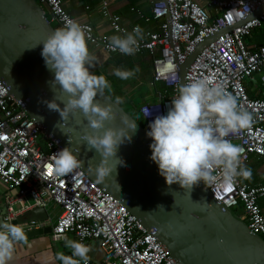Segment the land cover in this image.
<instances>
[{
	"label": "built area",
	"instance_id": "built-area-1",
	"mask_svg": "<svg viewBox=\"0 0 264 264\" xmlns=\"http://www.w3.org/2000/svg\"><path fill=\"white\" fill-rule=\"evenodd\" d=\"M37 2L48 23L55 24L54 30L63 27L69 19L76 20L66 13L60 0ZM146 2L145 22L152 21L155 28L143 31L139 50L132 56L146 54L150 60L149 85L153 88L154 84H161L160 90L152 89L153 99L143 102L137 109L146 132L157 115L167 114L171 99L178 94L177 65L182 64L203 40L223 31L192 59L184 73V84L207 78L222 84L236 96L238 104L252 114L253 123L227 139L242 148V164L251 156L264 157V99L249 98L243 86L264 66V44L251 49L244 44V39L264 23V8L256 17L249 18L264 0H206L203 5L193 0ZM99 12L116 35L131 32L135 27H123L119 17L108 13L106 1H101ZM79 23L90 37L89 48L106 55L129 57L118 50L112 51L106 37L94 34L90 25ZM59 150L41 126L8 96L0 80V185L6 192L2 196L3 222L11 223L27 211L45 209L51 204L58 210L54 221L23 223L25 233L48 226L52 241L66 234L83 244L96 241L99 249L111 257V264H176L150 230L79 168L66 176L55 175L52 156ZM215 174L219 176V170ZM204 187L213 200L226 209L239 210L238 218L264 241V216L258 205L264 200V184L248 186L237 178L230 190L214 191L207 185ZM87 264L92 263L87 261Z\"/></svg>",
	"mask_w": 264,
	"mask_h": 264
},
{
	"label": "water",
	"instance_id": "water-1",
	"mask_svg": "<svg viewBox=\"0 0 264 264\" xmlns=\"http://www.w3.org/2000/svg\"><path fill=\"white\" fill-rule=\"evenodd\" d=\"M263 8L264 2L249 18L256 17ZM53 30L36 0H0V80L8 96L19 103L25 114L60 149L71 148L87 178L150 230L176 264H264V241L251 233L231 210L214 201L203 182L191 192L178 183L166 184L158 166L150 159L152 140L146 135L144 122L139 126L120 105H113L116 119L106 122V127H124L130 132L136 124V130L130 133L131 140L117 151L123 165L117 166L105 182L97 181L89 169L91 163L99 164L100 156L95 150L89 151L81 139L93 130L87 127V121L79 123L83 120L80 114L70 115L62 122L59 113L49 110L46 104L53 99V92L67 99L58 86L50 85L54 72L46 67L41 55L42 42ZM219 34L203 40L177 65L178 87L184 85L185 70L195 55ZM101 102L111 103L103 98ZM122 116L127 119V125L122 124ZM110 164H116L115 158ZM3 213L1 209L0 216ZM44 217L42 209H33L11 223L38 221ZM49 233L50 228H40L26 235Z\"/></svg>",
	"mask_w": 264,
	"mask_h": 264
},
{
	"label": "clouds",
	"instance_id": "clouds-1",
	"mask_svg": "<svg viewBox=\"0 0 264 264\" xmlns=\"http://www.w3.org/2000/svg\"><path fill=\"white\" fill-rule=\"evenodd\" d=\"M55 28V27H54ZM143 32L137 25L131 32L108 38L112 51L132 56L139 50ZM87 30L78 21L69 19L63 27L56 28L42 42V57L46 67L54 72L52 87L58 86L51 101H46L49 110L56 111L65 122L69 116L82 115L87 127L93 131L81 139L88 150H95L100 156L99 164L90 165V171L98 182H105L123 161L117 157L119 147L131 140L124 127H106V122L116 119L113 105L123 103L122 98L109 95L111 84L100 74H93L95 56L89 51ZM139 68L125 70L115 68L113 75L128 80ZM51 87V89H52ZM101 98L111 101L104 104ZM59 101V103H58ZM61 104L63 107H61ZM121 122L127 125L125 117ZM253 123L252 114L238 104V98L228 92L222 84L207 78L195 79L178 87V94L171 99L166 115H157L149 125L150 159L158 166L159 174L167 185L179 184L191 192L201 182L215 190H230L237 178L250 180L252 170L241 163L242 148L227 137L235 135ZM70 139V138H69ZM71 141V139H70ZM78 152V151H77ZM115 158L116 164H110ZM53 170L57 176H66L81 166L77 154L65 147L52 156ZM219 170V176L215 173ZM158 207H163L162 205ZM65 247L71 255L63 252L41 254L42 264H87L91 249L82 242L64 238ZM27 235L22 224L0 221V264H10L16 247L27 244Z\"/></svg>",
	"mask_w": 264,
	"mask_h": 264
},
{
	"label": "crops",
	"instance_id": "crops-1",
	"mask_svg": "<svg viewBox=\"0 0 264 264\" xmlns=\"http://www.w3.org/2000/svg\"><path fill=\"white\" fill-rule=\"evenodd\" d=\"M60 1L63 9L66 11V13H68L69 16L78 20L79 22L90 25L94 34L106 37L107 39L116 34H114L109 29L108 21L100 15L99 7L101 1H106L108 13L110 15L119 17L120 24L123 27L130 28L132 26L138 25L142 32L153 30L155 28L152 21L145 22V19L148 16V5L146 0ZM193 1L199 5H203L206 0ZM244 44L249 49L254 46L264 44V23L260 26V28L253 30L249 37L244 39ZM89 51L95 56L93 66L89 68L90 72L97 75H104L112 86L109 95L113 99L115 96L121 97L123 101L122 104H125L129 101V99L126 100V94H128V90L134 89L135 85L138 84L139 80L141 79H145V82L148 85L147 89H149L141 96L142 100L139 105L143 104L145 101H150V99H153L152 89H161V84L159 83L154 84L153 88L149 85L151 82L150 60L146 54H142L140 56L121 57L114 54L106 55L102 51L95 50L93 48H89ZM127 64L139 68V71L134 77L128 80H122L113 75V70L115 68L125 69ZM128 84L130 86H128ZM243 86L249 98L264 99V66L259 72L255 73L251 76V78L245 81ZM121 88L126 90L123 94L120 91ZM243 165L252 170V178L250 180L238 178L243 184L248 186L264 184V157L256 158L251 156ZM5 193V188L0 185V210L3 209L2 196ZM259 205L261 206V212L264 216V200L259 201ZM42 210L44 211L45 217L41 220H38L39 222L49 219L52 223L58 214L57 208L51 204ZM2 216L3 215L0 216V219L3 222ZM42 228H48V226H42ZM65 237L75 241L71 234H66L63 236V238L57 241L50 240L48 234H33L27 237V244L21 243L16 247L13 260L10 262V264H42L41 254L44 252H51L53 254L57 252H63L66 255H71V250L65 247ZM85 245L91 249V251L88 253V261H90L92 264H111V257L105 255L99 249L98 243L96 241H88L85 243ZM55 264H62V262L56 261Z\"/></svg>",
	"mask_w": 264,
	"mask_h": 264
},
{
	"label": "rangeland",
	"instance_id": "rangeland-1",
	"mask_svg": "<svg viewBox=\"0 0 264 264\" xmlns=\"http://www.w3.org/2000/svg\"><path fill=\"white\" fill-rule=\"evenodd\" d=\"M37 2V0H36ZM38 3V2H37ZM39 5V4H38ZM46 18V17H45ZM52 27H55V24H50ZM136 66H132L130 64H127L125 66L126 70H133L135 69ZM128 86H130L128 84ZM148 85L145 82V79L139 80V83L135 85L134 89L128 90V94H126V100L129 99V101L125 104H120L121 108L131 117L133 118H138V113H137V108L139 106V103L141 102L142 98L141 96L148 91L147 89ZM122 94L126 91L123 90L122 88L120 89ZM232 211V210H231ZM233 212V211H232ZM235 216H239L241 212L239 210H236V212H233ZM263 241V240H262Z\"/></svg>",
	"mask_w": 264,
	"mask_h": 264
},
{
	"label": "trees",
	"instance_id": "trees-1",
	"mask_svg": "<svg viewBox=\"0 0 264 264\" xmlns=\"http://www.w3.org/2000/svg\"><path fill=\"white\" fill-rule=\"evenodd\" d=\"M117 56H118V55H117ZM121 57H122V56H121ZM140 105H141V104H140ZM140 105H139V106H140ZM139 106H138V107H139ZM137 109H138V108H137ZM137 109H136V110H137ZM138 116H139L138 118H133V117H132V118L135 120V122H136L139 126H142V124H143V120L141 119V117H140L139 114H138ZM240 182H241V181H240ZM241 183H242V182H241ZM258 205H259V203H258ZM259 208L261 209V206H260V205H259ZM233 212H236V211H233ZM261 213H262V212H261Z\"/></svg>",
	"mask_w": 264,
	"mask_h": 264
}]
</instances>
